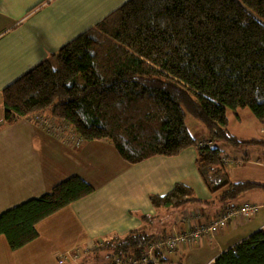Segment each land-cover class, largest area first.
Masks as SVG:
<instances>
[{"label":"trees","instance_id":"1","mask_svg":"<svg viewBox=\"0 0 264 264\" xmlns=\"http://www.w3.org/2000/svg\"><path fill=\"white\" fill-rule=\"evenodd\" d=\"M87 40L94 43L90 61L79 67L75 51ZM2 94L6 123L48 113L69 123L84 142L110 141L130 163L196 145L188 115L206 127L210 140L264 146V139H238L228 128L229 110L246 107L264 125V0H127L9 82ZM198 149L205 184L210 191L222 189L221 210L241 193L264 187L228 179L218 147ZM93 190L69 176L0 213V234L18 249L38 236L37 222ZM150 200L158 208L201 199L177 182ZM152 237L131 229L114 243L103 242L112 251L105 257L142 247ZM212 264H264V228Z\"/></svg>","mask_w":264,"mask_h":264},{"label":"crops","instance_id":"2","mask_svg":"<svg viewBox=\"0 0 264 264\" xmlns=\"http://www.w3.org/2000/svg\"><path fill=\"white\" fill-rule=\"evenodd\" d=\"M126 1L0 0V213L49 191L72 175L94 188L89 195L37 222L38 236L18 249H12L0 234V264H71L70 255L76 249H94L108 239L122 238L131 229L151 235L149 231L154 227L157 232L153 235H168L183 232L191 225L206 224L222 211L218 201L222 189L210 191L205 184L198 171L196 145L177 155H157L130 163L110 141L84 142L69 123L48 113L26 115L10 124L5 122L3 88ZM75 59L79 67L90 61L87 55L79 61L76 51ZM231 114H235L236 124L246 116L245 109L229 110L228 115ZM38 116L47 121L40 122ZM252 122L258 124L255 119ZM253 129L252 134L259 131L258 137L245 139L230 132L242 140H263L262 129ZM207 136L193 137L198 142L209 141L210 147H218L219 151L223 149V141ZM243 145H248V149L234 145L235 149L229 147V151L242 152L244 156L220 153L221 164L225 160L229 166L222 173L231 181L251 180L264 185L263 144ZM177 182L190 186L194 196L201 200L180 206L179 214L169 226L148 224L149 216L155 220L173 208H155L150 196L165 194ZM263 192L264 187L248 190L231 202L230 206H240L246 201L255 204L257 210L250 221L230 220L214 234L167 254L165 264H212L221 252L264 228ZM185 213L189 215L186 221L182 218Z\"/></svg>","mask_w":264,"mask_h":264},{"label":"built area","instance_id":"3","mask_svg":"<svg viewBox=\"0 0 264 264\" xmlns=\"http://www.w3.org/2000/svg\"><path fill=\"white\" fill-rule=\"evenodd\" d=\"M41 119L43 118L39 117V121H42ZM209 145L210 142L207 140H201L197 143L199 148ZM256 210L257 206L248 201L242 203L240 206H229L216 215L210 223L190 226L183 232L156 235L142 247L127 249L117 253L109 264H165L167 254L178 251L186 243L199 242L204 237L214 234L219 227L224 226L230 220L240 219L242 222L250 221ZM188 216L185 213L182 215V218L187 220ZM70 256L73 261H76L78 258L76 253Z\"/></svg>","mask_w":264,"mask_h":264},{"label":"rangeland","instance_id":"4","mask_svg":"<svg viewBox=\"0 0 264 264\" xmlns=\"http://www.w3.org/2000/svg\"><path fill=\"white\" fill-rule=\"evenodd\" d=\"M92 44H93V42L88 40L79 46V48L76 50V57L79 61L82 60L84 55H87L88 59H89L88 48ZM83 53H85V54L83 55ZM242 109H245V115L246 116L244 117V119H242L240 124L239 123L236 124L234 122L235 114L228 115V117H229V123H228L229 130H232L234 133L238 134L239 137L241 136L245 139L248 137H252V136L258 137L259 131H256V134L255 133L252 134V132L254 131L253 128L255 127L256 130L262 129V132H264V125L260 124L256 120V118L253 116V114L251 113L249 108L246 107V108H242ZM242 109H239L238 111H241ZM254 119L256 120V122L258 124H255L254 122H252V121H254ZM41 120H42V122L47 121V119H44V117ZM37 122H39V121H37ZM186 124H187V127L189 128L192 136H195V137L207 136L208 131H207L206 127L200 121L193 118L192 116L188 115L186 117ZM45 127H47V126H45ZM262 135H264V134H262ZM207 138H208V136H207ZM220 141H223L222 145L224 146L223 149L220 148V153L224 156H228V155L229 156L230 155L231 156H244L242 152H238L237 154H233L231 151H229V147L231 149H235L234 145H240V146H238L239 149H248L247 148L248 145H243L242 142L238 143V144H232V143H229L225 140H220ZM251 149H254V148H251ZM226 153L228 155H226ZM225 163H226V161L223 160L222 164H220V168L222 169V171H225L227 169L229 170V166L225 165ZM224 165L226 166V168L224 167ZM260 191H262V190H260ZM242 195H244V194L243 193L240 194V196L236 200H238ZM179 211H180V207H173L166 214L163 213L162 215L157 216L155 218V220L152 219L151 216H149L148 217L149 221H147V223L151 222L152 226L160 227V228L163 226H169L174 221L176 214H179ZM149 232L154 234L155 232H157V230H155L154 227H151V230ZM108 241L110 244V243H114L116 241V239H108L105 241V243ZM105 243L102 245V247H104V248L94 250V251H92L93 249L90 250L87 247H86V249H76L75 253L78 255V258H77L75 263L72 262L71 264H82L81 261H83L87 264H107L109 262L107 260L109 257H105V255L107 253H111L112 251L106 250V249H109V247L105 246ZM103 253H105L104 257H103ZM84 257H87V258H84Z\"/></svg>","mask_w":264,"mask_h":264},{"label":"bare ground","instance_id":"5","mask_svg":"<svg viewBox=\"0 0 264 264\" xmlns=\"http://www.w3.org/2000/svg\"><path fill=\"white\" fill-rule=\"evenodd\" d=\"M197 143H198V142H197ZM196 146H197V144H196ZM197 147H198V146H197ZM198 148H199V147H198ZM220 212H221V211H220ZM220 212H219V213H220ZM219 213H218V214H219ZM187 214H188V213H187ZM218 214H217V215H218ZM214 218H215V217H214ZM181 221H182V219H181ZM185 221H186V220H185ZM210 222H211V221H210ZM210 222H208V223H210ZM191 226H196V225H191ZM152 235H153V234H152ZM155 236H156V235H153L152 238H154ZM152 238H151V239H152ZM108 252H109V251H108ZM118 253H119V252H118ZM116 254H117V253H116ZM116 254H113L112 256H110V257L107 259V260L109 261V259L111 258V260H110L107 264H109L110 262H112V258H113ZM76 260H77V259H76ZM71 261L74 262V263L76 262V261H73L72 259H71Z\"/></svg>","mask_w":264,"mask_h":264}]
</instances>
